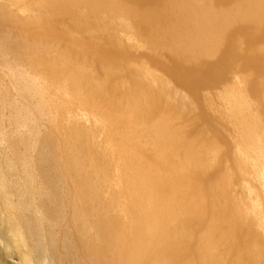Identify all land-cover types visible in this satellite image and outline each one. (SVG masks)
<instances>
[{
    "label": "bare ground",
    "instance_id": "bare-ground-1",
    "mask_svg": "<svg viewBox=\"0 0 264 264\" xmlns=\"http://www.w3.org/2000/svg\"><path fill=\"white\" fill-rule=\"evenodd\" d=\"M264 264V0H0V264Z\"/></svg>",
    "mask_w": 264,
    "mask_h": 264
},
{
    "label": "rangeland",
    "instance_id": "rangeland-1",
    "mask_svg": "<svg viewBox=\"0 0 264 264\" xmlns=\"http://www.w3.org/2000/svg\"><path fill=\"white\" fill-rule=\"evenodd\" d=\"M9 262L12 263V264H15V260L14 259H9Z\"/></svg>",
    "mask_w": 264,
    "mask_h": 264
}]
</instances>
